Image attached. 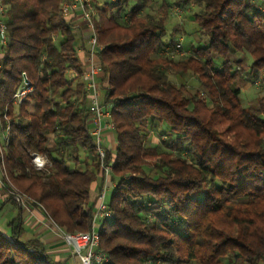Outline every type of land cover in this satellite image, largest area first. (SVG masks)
I'll return each instance as SVG.
<instances>
[{
    "label": "trees",
    "instance_id": "trees-1",
    "mask_svg": "<svg viewBox=\"0 0 264 264\" xmlns=\"http://www.w3.org/2000/svg\"><path fill=\"white\" fill-rule=\"evenodd\" d=\"M4 1L0 116L10 123L7 176L58 226L88 231L95 209L89 192L103 178L83 83L72 86L66 77L83 71L76 31L59 11L66 0ZM145 1L97 7L99 79L107 80L101 100L114 124L104 162L111 163L110 180L116 178L111 217L99 232L109 260L103 264H264V94L252 113L232 85L241 76V53L251 58L247 80L264 70V0H177L198 7L194 20L207 36L204 46L178 59L166 49L175 47L174 33L163 43L165 24L141 15ZM214 56L222 59L218 67ZM23 76L32 92L16 103ZM191 77L197 88L190 93ZM154 126L170 131L174 150L147 145ZM32 152L49 164L34 170ZM67 260L48 254L37 236L24 237L20 215L0 227V264Z\"/></svg>",
    "mask_w": 264,
    "mask_h": 264
},
{
    "label": "built area",
    "instance_id": "built-area-1",
    "mask_svg": "<svg viewBox=\"0 0 264 264\" xmlns=\"http://www.w3.org/2000/svg\"><path fill=\"white\" fill-rule=\"evenodd\" d=\"M86 5L87 4H85L83 0H71L62 5L61 13L68 17L67 21L71 24L72 28L75 29L76 25L72 23L71 18L73 16L71 14L76 9H79L87 26V46L86 49H84L85 55L82 62L83 71L80 78L86 93L87 109L91 124L90 134L94 142V151L100 160L103 182L95 201V209L88 231L68 232L58 226L49 216L46 217L50 230L63 240L70 249L71 254L77 257L79 264H103L107 263L109 260L106 254L99 248V232L103 220L111 217L107 204L104 202V197L109 192V185L112 183L110 180L112 166L111 163H105L104 158L107 148L106 143L112 142V137H108L106 133L108 131L113 133L114 124L110 116V105L104 104L101 100V91L103 86H107V80L102 82L99 79L100 64L98 62L97 53L100 50V45ZM7 9L8 6L5 1L0 0V46H4L7 43ZM175 46L178 48L180 44L176 43ZM72 72L73 71L67 72L70 79L76 77V74H72ZM262 72L264 74V70L260 73ZM31 89V85L23 76L21 88L14 93V102L19 103ZM9 136V118L4 113L0 116V186L5 196L10 197L21 206H26L30 203L29 198L13 186L4 167L3 155L9 142ZM31 162L38 170L43 169L45 165L49 164L44 155L36 152L31 153Z\"/></svg>",
    "mask_w": 264,
    "mask_h": 264
},
{
    "label": "rangeland",
    "instance_id": "rangeland-1",
    "mask_svg": "<svg viewBox=\"0 0 264 264\" xmlns=\"http://www.w3.org/2000/svg\"><path fill=\"white\" fill-rule=\"evenodd\" d=\"M71 0L63 1L59 6V11L61 13V7L63 4ZM86 5V9L88 10L92 23L96 32L95 28V20L98 19V12L97 7L102 6L106 1L115 2V0H83ZM261 11L264 12V7H260ZM198 11V7L190 6V7H182L180 4L177 3V0H146L145 6L141 9V15H149L154 19H160L165 24V35L163 37V43H167L171 34L174 33V42L179 43L180 47L176 48H169L168 55L172 59H178L181 55H185L191 52L192 48L202 47L206 44L207 36L201 34L198 29V25L194 20V14ZM97 35V32H96ZM98 39V37H97ZM99 43V41H98ZM100 50L103 48V45L99 43ZM99 50V51H100ZM98 51V52H99ZM238 58L241 59V63L239 67L241 70V76H238L235 81L233 82V87L238 88L240 90V101L244 107H247L250 112L255 113L256 104L255 98L264 94V74L258 73L259 75L257 78L253 79L252 81L247 80L246 70L248 69V63L250 62L251 58L245 53H241ZM222 59L219 56H214L215 66L218 67L221 63ZM72 74H75L72 72ZM68 73H67V76ZM70 78V77H69ZM72 86L75 85L77 82H82L81 78L74 77L73 78ZM181 79L177 77L175 81L180 83ZM189 84V91L190 93L197 88V83L194 77L187 79ZM21 85L16 89H20ZM15 91V92H16ZM32 92V89L31 91ZM29 92V93H30ZM15 99V98H14ZM150 126V125H149ZM148 136L146 138L147 145L157 144L158 147H162L165 149L174 150L172 147H169L171 141L173 140V136L169 135L170 131L163 129L159 126L149 127L147 128ZM166 134V135H165ZM168 134V135H167ZM167 143V144H166ZM187 146V144L185 143ZM30 165L33 167L34 170L36 169L30 159ZM82 167V165H80ZM114 184L116 182V178L112 181ZM109 185V192L104 197V202L107 204L110 200V193L113 191L114 185L110 183ZM99 188V187H98ZM97 188V190H98Z\"/></svg>",
    "mask_w": 264,
    "mask_h": 264
},
{
    "label": "crops",
    "instance_id": "crops-1",
    "mask_svg": "<svg viewBox=\"0 0 264 264\" xmlns=\"http://www.w3.org/2000/svg\"><path fill=\"white\" fill-rule=\"evenodd\" d=\"M71 15L73 16L71 18L72 23L76 25L74 30L76 31L77 39V56L81 62H83V57L85 55L84 49H86L87 46L88 35L86 22L79 9H76ZM106 135L110 138L112 137V142L106 143L107 147L113 148V133L108 131ZM97 187V183H95L89 192V200L94 201V203L99 192V188L97 190ZM18 215H20L23 220L24 237L35 235L43 242L47 253L51 256L57 259L67 258L70 264H79L77 257L71 254L70 249L63 240L50 230L48 219L39 206H35L32 203L21 206L10 197L5 196L0 186V227H5L9 221L16 218Z\"/></svg>",
    "mask_w": 264,
    "mask_h": 264
}]
</instances>
